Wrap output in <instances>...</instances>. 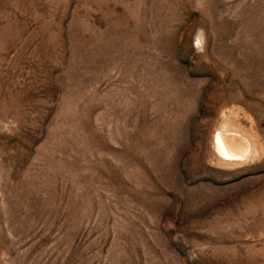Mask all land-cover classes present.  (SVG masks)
Wrapping results in <instances>:
<instances>
[{
  "label": "rangeland",
  "instance_id": "374dc122",
  "mask_svg": "<svg viewBox=\"0 0 264 264\" xmlns=\"http://www.w3.org/2000/svg\"><path fill=\"white\" fill-rule=\"evenodd\" d=\"M0 264H264V0H0Z\"/></svg>",
  "mask_w": 264,
  "mask_h": 264
},
{
  "label": "bare ground",
  "instance_id": "6f19581e",
  "mask_svg": "<svg viewBox=\"0 0 264 264\" xmlns=\"http://www.w3.org/2000/svg\"><path fill=\"white\" fill-rule=\"evenodd\" d=\"M216 144L218 149L221 151V153L224 155L225 158L230 159L233 157V154L230 153V148L227 147L224 139L221 137L220 134L216 136Z\"/></svg>",
  "mask_w": 264,
  "mask_h": 264
},
{
  "label": "clouds",
  "instance_id": "9594fccd",
  "mask_svg": "<svg viewBox=\"0 0 264 264\" xmlns=\"http://www.w3.org/2000/svg\"><path fill=\"white\" fill-rule=\"evenodd\" d=\"M196 43H197V45H199V43H200V40H199V39H197Z\"/></svg>",
  "mask_w": 264,
  "mask_h": 264
}]
</instances>
